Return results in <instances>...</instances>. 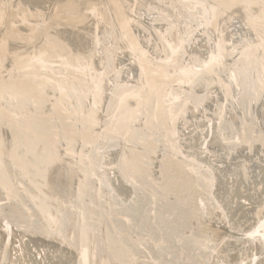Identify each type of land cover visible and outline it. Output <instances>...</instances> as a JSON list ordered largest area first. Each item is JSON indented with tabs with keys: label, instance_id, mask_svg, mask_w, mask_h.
<instances>
[{
	"label": "bare ground",
	"instance_id": "6f19581e",
	"mask_svg": "<svg viewBox=\"0 0 264 264\" xmlns=\"http://www.w3.org/2000/svg\"><path fill=\"white\" fill-rule=\"evenodd\" d=\"M0 264H264V0H0Z\"/></svg>",
	"mask_w": 264,
	"mask_h": 264
}]
</instances>
